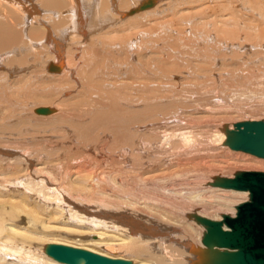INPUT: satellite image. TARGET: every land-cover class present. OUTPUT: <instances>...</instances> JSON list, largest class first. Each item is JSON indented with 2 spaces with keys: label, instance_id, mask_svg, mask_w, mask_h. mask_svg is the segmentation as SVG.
<instances>
[{
  "label": "bare ground",
  "instance_id": "obj_1",
  "mask_svg": "<svg viewBox=\"0 0 264 264\" xmlns=\"http://www.w3.org/2000/svg\"><path fill=\"white\" fill-rule=\"evenodd\" d=\"M117 1L41 0L40 7L47 11L48 14H36L39 9L37 8L35 13L30 10L29 0H0V68H3L0 71V89L3 87L2 77H19L17 75L19 71L24 74L27 73V75L34 72H49L46 74L48 75L58 70L60 71L59 74L77 82L74 77L77 75L78 70H75L73 56L70 53L61 54L62 50L60 49L67 45L68 49L66 50H72L79 46L84 39L91 40L94 36L102 37L101 33L98 34V31L104 25L115 23L119 19L122 20L131 16L129 14L131 11L125 12L131 3H127L126 9L121 10L119 6L123 7L122 2L120 1L119 3L118 1V6ZM139 2V5L132 11L141 10L151 4L149 0H139ZM148 3L150 4L147 5ZM136 23V19H129L124 22V25L132 27ZM23 24L25 26L28 25L27 32L29 37L26 41L23 40L21 34V31H24ZM111 29L108 28L106 31ZM132 29L137 28L132 27ZM137 31L129 33L128 36L134 37L132 39L123 38L113 43L108 41L102 45L104 47L102 56L107 60L104 67L111 68L114 65L108 76L111 81L106 84L105 77L101 80L102 72L100 70L95 72V68L89 69L86 80L88 97L84 99V108L79 106L76 109L74 107L70 112V108H73L75 103L69 101L70 103L67 105L52 101L32 105L29 108V112L27 111V106H22L17 107V113L0 114V120L10 123V125L0 124V189L5 187L6 184L8 185L9 182L11 184L19 180L24 184V189L36 195L34 199L32 194L22 192L17 194L18 197L14 196L16 200L12 201L5 198L0 200V264H9L6 262L7 257L16 259L17 262L28 264H149L152 259L155 260L154 264H215L219 257L238 250L236 244L233 246L222 244L221 239L214 235V226L210 223H218L221 230L231 232L229 225L223 224V217L228 215L222 216L221 220H211L202 217L203 214L201 213H196L195 215L198 217H196V220L193 217L190 222H200L204 226L206 231L201 242L212 256L206 258L196 256V258L192 255L195 244L190 245L191 242L185 241L183 243L181 240L184 236L188 240H191L192 237L181 215L183 210L182 203L178 205V202L185 198L195 202L202 201V199L198 191L191 188L184 190L185 188L180 182L166 179L167 185L161 186L153 183L162 190L158 194L149 196L150 200L154 202L152 203L154 204L153 206L149 205L148 198L144 196L137 198L132 193L128 200L124 199V195H121L126 202L123 201L120 204L119 202H110L109 198L105 199V201L101 197L102 200L99 201L101 198L97 197L99 199L95 201L80 194L76 196V193H74L76 191L73 189L72 176L89 177L90 188L84 189L87 192L89 190L90 193L99 190L100 192H106V181L103 176H108L111 169L114 172L113 165L118 173H113V175L119 176L117 182L122 188L127 184V176H134L133 179L136 180L137 178L143 179L142 176H147L149 179L150 176L173 177V175H192L193 173L195 176H204L207 173H210V176L213 175L211 173L212 167L206 171V166L204 165V158L208 156L209 149L204 150L206 155H203L202 151H198L194 145H189L192 138L189 135L191 130L181 127L184 121L183 117L190 112L186 102L188 100L187 97H191L189 94L192 90L190 81L182 82L181 80L179 81L180 78L178 79L175 76V80L173 78L164 82L166 85L161 83L163 81L153 83L151 79L153 73L156 72L154 65L150 60H146V57L143 59V56L146 55L145 52L154 53V49L157 46L165 48L166 35L162 36L158 32V41L155 43V40L151 37L153 32L150 27L145 25L138 28ZM40 52H50L55 57H58L59 62L45 59ZM90 56L93 59L98 58L100 56L99 50L93 48ZM128 60L131 65L127 70H122L120 66ZM142 60H146L147 65H144ZM53 63L58 65V67L51 65ZM178 71L181 72V70ZM125 72L128 73L126 79L117 82L118 77L116 75ZM192 73L190 71L188 75ZM150 74L152 75L151 78L149 77ZM259 75L261 76V74ZM246 78V81H248V78L253 79V75H247ZM261 78L264 77L261 76ZM108 87L112 89L108 90ZM184 87H187L188 90ZM151 90L152 93H150ZM110 91L129 93L121 96L118 105H115L117 97ZM205 91L203 87L197 94V100H201L203 104L205 103L203 111L215 113L218 112L217 109L219 108L226 109L234 101L233 98L230 100L224 97L207 99V97L202 96ZM170 99H174V101L168 103ZM152 101L155 102L152 103ZM228 101L229 106H226ZM137 102L139 104L142 102L140 109H128L131 108V103ZM95 105H102L105 109L96 113V118L93 122L86 121L82 127L80 118L87 114V118L91 120ZM170 105L177 107L169 111L165 110ZM152 106L155 107L152 108ZM15 110L16 107L12 109V112ZM29 114L37 119H52L53 116H57L61 121L63 117H67L68 120L63 125H59L53 133L38 135V129L27 123L30 121ZM240 122L242 121L237 123ZM210 126L212 131L211 135H209L211 149L212 146L216 147V145L221 143L229 145L228 138H230L231 131H234L236 127L227 129L224 127V123L220 124V122L210 124ZM202 135L200 134V136ZM31 139L43 140L47 151H49L47 143L54 145L58 143L61 148L80 151L86 154L89 159L83 160V158L74 156L70 159L71 162L67 160V164L64 166L66 172L62 168L65 173L64 176L58 178L50 176L47 173L49 168L43 165L39 158L24 155L25 151L34 152L29 146ZM233 143L231 142L228 146L232 150L230 151L229 149L230 154L237 156L236 154L242 151V153L246 152L263 158L253 153V151H243L240 148L234 149L231 147ZM18 146L25 147V150H22L23 154L17 150ZM73 155L70 154L69 156ZM51 156H53L51 153H45L49 164L48 158ZM259 161L264 162L261 159ZM51 163L53 167L62 165L61 162L51 161ZM259 165L256 168L248 165L246 169H242V172H264V165L261 163ZM200 172L201 174L199 175ZM220 173L221 175L224 174L223 171H220ZM149 180L145 179L144 184L146 185ZM160 181H163V184L165 183L164 180ZM219 182L216 181L215 183L213 181V185L215 183L217 186H214L219 187V189L226 188L239 191L234 194L244 196L242 198L247 197L248 190H235L224 185L221 186ZM95 187H98V189H94ZM16 193L18 192L16 191ZM111 193H115L114 189ZM98 194L100 193L98 192ZM38 195L44 200H55L67 204L69 211L67 212L70 218H76L79 222L89 219H91L90 221L93 220L92 222L96 221L100 229L103 228L106 232L112 234H109L110 238L108 240L112 244L106 243L103 248L104 253H102L97 250V241L95 240L86 238L72 242L69 237L54 233L53 230L57 228L65 230L64 232H69L71 235L79 231L75 227L70 230L67 229L68 231L63 229V225H66V223L59 225V221L62 218L64 219L63 207L57 205L58 207L56 208H49L39 205V201H35ZM222 197L224 198L218 201L219 204L227 207V209L231 207L232 198L226 195ZM245 202H252L250 192L249 200ZM160 203H169L172 208L177 209V214L173 212L176 216L172 218L177 224H163L162 233H158L156 237L161 242H164L174 236L172 234L176 231L173 232L172 228L180 229L183 235L179 237L180 239H175L179 241V247H175L172 250L168 246L163 245L159 251H155V248L150 246V241L148 242V240H150L149 234H155L156 232L143 226V223L149 222L150 219H158L154 215L151 218V213L147 210L155 209L158 212L160 208L157 209V207ZM238 208L237 205L236 211ZM22 214L25 215L24 225L21 224V220L17 221ZM177 216H179V219H176L178 218ZM229 217L233 218L234 216ZM167 218L168 215L166 216ZM65 227L67 228V225ZM226 240L228 241V239ZM178 241L176 242L177 244ZM47 243L58 245L46 246ZM114 243L116 247H112ZM34 244L42 245V249L46 252L47 260H41L40 256L35 253ZM57 247H59L58 249L62 247L80 251L81 256L71 262L61 260L55 255L56 251H58ZM183 248L190 249L191 256L189 260H186L188 257L185 259L184 254L174 251L182 250L185 252L186 250ZM153 250L157 252L158 258L155 257L156 253ZM194 251L199 252L196 249ZM173 255L174 257L178 256V258H173ZM87 259L90 261H87ZM17 262L14 264H18Z\"/></svg>",
  "mask_w": 264,
  "mask_h": 264
},
{
  "label": "rangeland",
  "instance_id": "obj_2",
  "mask_svg": "<svg viewBox=\"0 0 264 264\" xmlns=\"http://www.w3.org/2000/svg\"><path fill=\"white\" fill-rule=\"evenodd\" d=\"M29 1L31 5L30 10H32L34 13L38 8L39 10L36 12V14H48L47 11L40 7L41 0ZM118 1L119 3L120 1L122 2V8L119 6ZM118 1L117 4L121 10H125V7L128 6L127 3H131L132 6L130 5L125 11H131L129 13L131 16L127 17L126 19H119L115 23L104 25L98 31V34L101 33L102 37L98 38L97 36H94V38L91 40L84 39L79 46L73 48L72 50H66L68 49L67 45L60 49L62 50L61 54L70 53L73 56L75 70H78L77 75L74 77L77 82L65 75L59 74L60 71L58 70L57 72L54 71L55 73L48 75L46 74L49 72H34L30 75H27V73H20L21 71H19L17 72L19 77H2L1 82L3 83V87L0 89V114L6 115L8 113H17V107L22 106H27V111L29 112V108L32 105L38 104L40 102L44 103L52 101H57L67 105L70 103L69 101L75 103L73 108L69 107L70 112L74 109V107L76 109H78L79 106L84 108V99H87L86 97H88L86 83L87 71L92 68H95V72L100 70L102 72L101 80L105 77L106 84H109L111 81L108 76L110 75L114 65L111 68L104 67L105 63L107 62L106 58H103L102 56L104 53V47L102 45L104 43L108 41L111 43L117 42L119 39L123 38H127V40L132 39L134 37L128 36L129 33L132 31H137L138 28L145 25L151 28L153 32V36L151 37L155 40V43L158 41V32H160L162 36L166 35L167 42L165 48L157 46L155 47L156 49H154V53L145 52L146 55H144V58H142L145 59L146 57V60H150L154 65L156 72L153 73V77L151 74L149 75L150 78L152 77L151 81L153 83L163 81L161 83L165 84L164 82L169 81V79L174 78L175 80V76H177L178 79L180 78L179 81H190V88L192 90L189 92V94L191 97H187L188 100L186 101L190 112L183 117L184 121L182 122L181 127L191 130L189 135H191L192 138L189 142V145H194L198 151H202L201 153L203 155H206L204 150L207 148L209 149V153H207L208 156L204 158V165L206 166V171L210 170L212 167L211 173H213V175L210 176V173H207L204 176H195L193 173L192 175L178 174L173 175V177L158 176L159 178L157 176H150V180L147 176H142L143 179L137 178L136 180L133 179L134 176H127V184L124 188H122L117 182L119 176L113 175V173H117L115 171L116 167L113 165L114 172L111 169V172L108 174V176H103L106 181V192H100L99 190L90 193V190L89 192L85 191L84 189L90 188V180L88 176H72L73 189L76 191L74 192L76 193V196L80 194L83 197H87L88 199L90 198L95 201L99 199L97 197H102L103 200L109 198L111 200L110 202H119V204L123 203V201L126 202L132 193L135 194L137 198L140 196L148 198L150 206H153L154 204L152 203L154 202L150 200L149 196L162 192V190L157 188V185L155 186L154 184L163 186L168 184L167 180H173L183 184V187L185 188L184 190H187L188 188H191L192 190L195 189L199 194H201L202 201L195 202L185 198L178 202V205L182 203L183 210L181 215L183 216V221H185L184 224L192 237L191 240H188V238L184 236L181 240L183 243L185 241H189V243L191 242L190 245L195 244L194 249L199 251L195 252L194 249L192 250V255L195 257H210L212 254L206 249L205 246H203L201 242V239L206 231L204 230V226H202L200 222L191 223L190 220L193 217H195L196 220V217H198L195 215L196 213H201L204 215H202V217L211 220H221L222 216L224 215L235 216L237 205L249 200V192L247 197L245 196V198H242L244 196L234 194L239 191L226 188L219 189V187H215L217 186L215 185L216 181L219 182L221 178H232L235 173L242 171V169H246L248 165L253 168L259 167L260 163L264 165V162L259 161V159L264 161L263 158L256 157L246 152L242 153V151H239L238 154H236L237 156H235L230 154V151L232 150L228 147V144L225 145L224 143H221L216 145V147L212 146L211 149V143H209V135L212 133L210 124H216L217 122H220V124L224 123L225 128L234 129L233 123H237L238 121H264V78H261V76L264 77V0H157L156 3L155 0H149L151 4L148 3L147 5L150 4V6H145L146 8L144 7L143 9L137 10L135 12L132 10H134V8L139 5V0ZM129 19L137 20V23L132 26L137 29H132V27L124 25V22ZM23 28L24 31H21V34L23 40L26 41V39L29 37L27 32L28 25L25 26L23 24ZM108 28L112 29L106 31ZM93 48L99 50L100 56L96 59H93L90 56V52L93 50ZM40 53L45 59H51L55 62H59L57 59L58 57H55L50 52ZM145 53L143 52V54ZM146 60H142L144 65H147ZM51 65L58 67V65L55 63ZM130 65L131 62L128 60L120 67L122 70H127ZM1 70H3V68H0V71ZM178 70H181V72ZM190 71L193 73L188 75V72ZM250 74L253 75V79L248 78V81H246L247 75ZM259 74H261V76ZM127 76V72L120 75L117 74V82L126 79ZM203 87L206 91L202 96L207 97V99H211L213 97H224L230 100L233 98L234 101H232L230 106L228 101L226 106L229 107L226 109L219 108L217 109L218 112L215 113L212 111H203L205 109V103L203 104L201 103V100H197V94ZM184 88L187 89V87ZM111 89V87H108V90ZM110 92L115 94L117 97V102L115 105H118L121 96H125L129 93L124 91ZM150 93H152V90ZM173 101L174 99H170L168 103ZM153 102L155 101H152V103ZM189 102L191 103L189 104ZM141 103H131L132 106L128 109H140ZM14 107H16V110L12 112ZM153 107L155 106H152V108ZM175 107L177 106L170 105L165 110L169 111ZM104 109L105 107L102 105H95L91 120L87 118V114L80 118L82 127L86 121L93 122L96 118V113L101 112ZM29 118L30 121L27 123L38 129V135L42 133H53L55 130H57L59 125H63V123L68 120L67 117H63L61 121V119L57 116H53L52 119H37L31 117L30 114ZM0 124L10 125V123H6L3 120H0ZM200 134L203 135L200 136ZM30 142L31 143L29 146H31V150L34 152L25 151L24 155L39 158L40 162L49 168L47 173L50 176H55L57 178L64 176L65 173L62 168L64 169V166L67 164V160H70L74 156L83 158V160L89 159L86 154L81 153L80 151H71L69 148L63 149L58 143L56 145L47 143L49 146V151H47L46 144L43 140L38 141L31 139ZM17 150L23 154L22 150H25V147L18 146ZM46 152L53 155L48 158L50 164L45 157ZM70 154L74 155L69 156ZM255 159H258V161ZM51 161L61 162L62 165L53 167ZM220 171H223L224 174L221 175ZM200 174L201 172L199 175ZM153 178L158 182L156 180L154 181ZM145 179L149 180V183L147 182L146 185L144 184ZM160 180H164L165 183L163 184V181ZM213 181L215 182V186L213 185ZM9 183L0 189V200H3L4 198L10 199L12 201L16 200L14 196L16 195L18 197L17 194L22 192L25 194H32L33 198L35 199L36 195H34L32 192L30 193L27 189H24V184L19 180L16 182L14 181L11 184ZM94 189H98V187H95ZM113 189L116 195L115 193H111ZM16 191L18 193H16ZM98 192L100 194H98ZM103 193L105 194L102 195ZM121 195H124V199L126 200H123ZM225 195L232 198L230 205L231 207H228V209L218 202L220 199L224 198L222 196ZM102 198L99 199V201L102 200ZM35 201H39V205H44L49 208H56L58 207L57 205L62 206L64 211V219L62 218L61 221H59V225L61 226L63 223H66L67 228L65 227L66 225H63V229L70 230L72 227H75L78 228L77 230L79 231L71 235L69 232H64L65 230H59L57 228L53 230L54 233H57L60 236L69 237L70 241L72 242L86 238L95 240L97 241V250L104 253L103 248L106 243H109V234L111 233L106 232L103 228L100 229L96 224V221L92 222L93 220L90 221L91 219H89L85 220L84 222H79V220L76 218H70L67 204L57 202L55 200H44L38 195ZM96 209H98V207H96ZM157 209H159V214L155 209H148L147 211L151 213V218L155 216L158 219H150L149 222L143 223V226L153 229L156 232L155 234H149L150 240H148V242L150 241V246L155 248V251H159L163 245L171 248L170 250L174 249L175 247H179V241L177 240V244L175 239L183 235L180 229L172 228L171 230L173 232L176 231L172 234L174 236L164 242H161L159 238H156L158 233H162V229H164L163 224H177L172 219L174 216H176L175 214H177V209L172 208L169 203H160ZM168 212L169 214H167ZM167 215L168 218L166 219ZM177 217L178 218L176 219H179V216ZM19 220H21V224L24 225L25 215L22 214L19 216L17 221ZM50 245L58 244H46V246ZM33 246L35 248V253L40 256V259L47 260V255L45 250L42 249V245L34 244ZM113 246L116 247L115 243L112 245V247ZM183 249L186 251H174L184 254L185 259L188 257L186 260H189V257L191 256L190 249ZM155 253V257L158 258L157 252ZM173 258L176 259L178 256L174 257L173 255ZM154 261L155 260L152 259L149 264H154ZM6 262L9 264H14L17 262V260L9 259V257H7ZM17 263L28 264L25 262Z\"/></svg>",
  "mask_w": 264,
  "mask_h": 264
},
{
  "label": "water",
  "instance_id": "obj_3",
  "mask_svg": "<svg viewBox=\"0 0 264 264\" xmlns=\"http://www.w3.org/2000/svg\"><path fill=\"white\" fill-rule=\"evenodd\" d=\"M234 127L236 129L228 138L229 145L234 142L232 148L253 151L264 158V121H243ZM219 183L235 190H248L252 202L239 204L233 218L223 217V224L229 225L231 232L223 231L218 223L210 222L214 226V235L221 239L222 244L238 246V250L219 257L215 264H264V172L240 171ZM79 252L60 247L55 255L71 262L81 256Z\"/></svg>",
  "mask_w": 264,
  "mask_h": 264
}]
</instances>
